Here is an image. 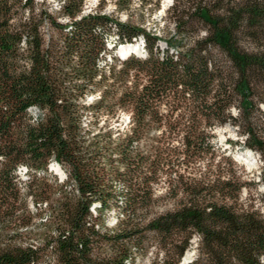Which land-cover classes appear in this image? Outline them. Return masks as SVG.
I'll use <instances>...</instances> for the list:
<instances>
[{
	"label": "trees",
	"instance_id": "1",
	"mask_svg": "<svg viewBox=\"0 0 264 264\" xmlns=\"http://www.w3.org/2000/svg\"><path fill=\"white\" fill-rule=\"evenodd\" d=\"M59 1L52 13L36 0H0V264H124L148 242L157 249L150 264H264V215L241 201L255 182L227 156L214 162L211 132L236 125L242 145L260 155L264 180V129L253 118L264 102V0H173L175 33L163 49L154 32L80 14L83 0ZM139 36L145 58L113 56L100 69L107 37L127 44ZM130 75L141 82L127 85ZM95 92L91 107L111 98L131 111L118 141L81 126L83 99ZM51 159L65 172L61 181L40 174ZM163 174L174 204L155 212ZM43 210V230H27ZM111 211L108 228L102 216ZM193 238L194 257L181 263Z\"/></svg>",
	"mask_w": 264,
	"mask_h": 264
},
{
	"label": "rangeland",
	"instance_id": "2",
	"mask_svg": "<svg viewBox=\"0 0 264 264\" xmlns=\"http://www.w3.org/2000/svg\"><path fill=\"white\" fill-rule=\"evenodd\" d=\"M36 1L38 4L37 6L46 7L48 11L52 13L57 12L59 10L61 3V1L59 0ZM126 1L127 0H83L80 14H87L90 12H101L105 13L113 20L120 22H129L130 24L142 27L145 29V31L154 32V34L159 37V49L165 48V40L170 39V36L175 33L173 24L170 20L169 13V7L173 3V0H129L128 5H125ZM57 16V20L59 22L64 23L66 25L68 24V19L66 15L60 13L57 14ZM43 29L46 33V37H48L49 31L46 27H44ZM199 34L203 35V30H201ZM138 40V38L137 40L133 38L131 42L134 41V43H137ZM113 42L114 41L109 37L105 39L104 43L106 52H101L102 56L99 66L100 69L103 71L108 68V64L113 62V56H115V58H117L118 60L122 61V59H120L116 55V49L109 48L113 45ZM242 43L245 47L249 49L253 47L252 43L247 40H243ZM178 47H180V45L177 46L175 43V45H173L171 49L175 50L178 49ZM145 51L146 50L144 47V50H140L139 53H136V55H134L133 57L143 59ZM104 57L107 61L106 65H104L105 61L102 59ZM109 81H111V79ZM136 81L140 83L141 79H135L133 78V75H130L127 81V85L131 86ZM120 90L121 88L117 91ZM98 97L99 92L87 93L86 97L83 99L84 108L82 109L81 126L84 128V131L89 130V134H93L98 131L101 133L107 131L110 133V138L112 140L118 141L130 131L131 111L129 108H124L117 105L116 100L111 98H107L105 103L103 105H100L99 107H91L89 104L97 100ZM235 103L237 102L235 101ZM257 106L259 108V111H255L253 113V118L258 127L264 129V102L258 103ZM160 110L163 114L168 113L167 108L164 105L161 106ZM237 112V104L231 105V115L234 116L237 114ZM29 113L33 118L39 116V110L36 108L29 109ZM176 113L171 117L174 118L176 116ZM94 114L95 118L93 117ZM160 132V130L151 131L149 133V136L151 137L153 135H158L160 134ZM211 132L214 134V162L222 159L224 156H227L229 159H231L237 164V168H239V171L241 169V179L252 180L255 182V184H249L247 187H243L241 192V201L244 204L253 205L255 209H257L260 213L264 215V180L259 179L260 167L262 162L260 159V155L256 151L242 145L244 136L239 133V128L236 125L230 123L217 125L212 129ZM170 135L172 137V142L176 143L179 139V135L176 136V133H171ZM52 161L55 162L53 159L49 161L47 165V172H40V174H47V177L53 182L55 180L61 181L62 177L60 175L55 174L54 171L50 169V164ZM25 171L26 168H22L20 172L17 170V174L20 176L21 180L26 179V175L24 173ZM122 187L123 186L121 183H116V189L118 191H120ZM153 189L155 196L158 197L153 211L160 212L173 206V200L166 195L167 182L165 174L160 176L158 182L154 184ZM21 191L26 194L24 186L21 187ZM25 203L28 210L32 213H35L36 208L30 196L26 195ZM118 204L120 205V200H118ZM43 205L41 204L42 207ZM95 206L96 203L92 204L90 208L93 213L95 212ZM37 207H39L38 204ZM46 215L47 211H41L39 216H35L33 218L32 223L29 225L27 230H32L34 232L42 231L43 228L40 222L42 220L41 218H44ZM102 221L108 228H113L115 221V214L113 213V211L105 213L102 216ZM21 230L24 231L25 229L22 228ZM37 242H39V240L37 241V239H33V243ZM195 247L196 240L193 238L191 245L187 248L183 255L181 263L189 262L194 257ZM156 251L157 249L155 245L150 242L147 243V251L145 253L137 252L132 248L131 260L129 257L127 260L124 261V264H150L151 260L155 257ZM45 260L49 262V260H47V257L45 258Z\"/></svg>",
	"mask_w": 264,
	"mask_h": 264
},
{
	"label": "bare ground",
	"instance_id": "3",
	"mask_svg": "<svg viewBox=\"0 0 264 264\" xmlns=\"http://www.w3.org/2000/svg\"><path fill=\"white\" fill-rule=\"evenodd\" d=\"M134 39L137 40V38H134ZM138 39H139V41L141 40L140 37H138ZM126 42H122V43H126ZM139 45L140 44L138 42L137 43H127V44H120L119 43L118 47H117V50H118V52L120 51V53H125L126 54V53L130 52V54H132V52H133L135 54V53H139V51H140V46ZM108 47H109V45H108ZM50 165H53V168L55 167V170L58 173H62L64 175V172H63L62 168L56 162H51ZM22 168H25V167L21 166L20 167V171H21ZM18 171H19V168H18ZM186 257H187V255H186Z\"/></svg>",
	"mask_w": 264,
	"mask_h": 264
}]
</instances>
